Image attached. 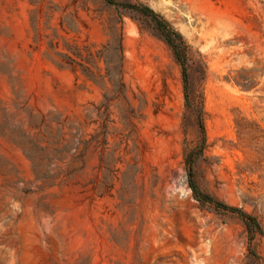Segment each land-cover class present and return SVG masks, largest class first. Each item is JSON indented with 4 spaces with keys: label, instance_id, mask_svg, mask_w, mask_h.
<instances>
[{
    "label": "rangeland",
    "instance_id": "374dc122",
    "mask_svg": "<svg viewBox=\"0 0 264 264\" xmlns=\"http://www.w3.org/2000/svg\"><path fill=\"white\" fill-rule=\"evenodd\" d=\"M0 264H264V0H0Z\"/></svg>",
    "mask_w": 264,
    "mask_h": 264
},
{
    "label": "trees",
    "instance_id": "16d2710c",
    "mask_svg": "<svg viewBox=\"0 0 264 264\" xmlns=\"http://www.w3.org/2000/svg\"><path fill=\"white\" fill-rule=\"evenodd\" d=\"M109 2H114V0H108ZM149 11L153 14V17L156 18V27L164 36L167 43L173 48L176 57L179 60H182L184 47L182 46L183 36L179 31H177L166 19L160 16L157 13H154L153 10L149 9Z\"/></svg>",
    "mask_w": 264,
    "mask_h": 264
}]
</instances>
